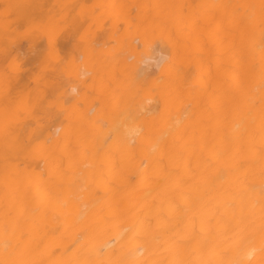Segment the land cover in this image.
Segmentation results:
<instances>
[{
	"label": "bare ground",
	"instance_id": "obj_1",
	"mask_svg": "<svg viewBox=\"0 0 264 264\" xmlns=\"http://www.w3.org/2000/svg\"><path fill=\"white\" fill-rule=\"evenodd\" d=\"M0 264H264V0H0Z\"/></svg>",
	"mask_w": 264,
	"mask_h": 264
}]
</instances>
